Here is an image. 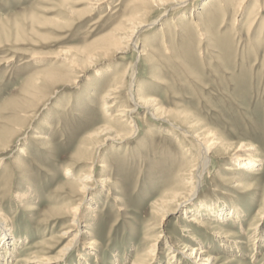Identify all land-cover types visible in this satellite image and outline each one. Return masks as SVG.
I'll list each match as a JSON object with an SVG mask.
<instances>
[{
    "label": "rangeland",
    "instance_id": "374dc122",
    "mask_svg": "<svg viewBox=\"0 0 264 264\" xmlns=\"http://www.w3.org/2000/svg\"><path fill=\"white\" fill-rule=\"evenodd\" d=\"M75 1L0 0V213L18 242L7 264L56 256L72 238L62 264H133L140 254L144 264H195L177 246L201 247L216 264H264V0L241 13L233 0L224 11L221 0L168 5L164 15L155 7L144 20H159L125 53L98 47L129 34L120 29L127 17H144L134 13L137 1L101 0L82 12L76 8L91 5ZM134 63L136 97L156 100L164 118L141 108L133 115L137 135L115 139L131 129L129 118H114L131 106L130 73L115 110L105 111L102 97L110 77ZM49 73L56 79L47 81ZM109 125L113 131L103 134ZM199 128L221 143L202 175L185 180L184 166L201 161ZM88 137L99 141L79 159ZM241 143L255 168L229 170L237 166L231 149ZM86 175L93 177L87 198L60 189ZM199 180L198 193L176 212L163 217L153 207L175 189L190 197ZM76 205L78 243V223L65 213ZM194 209L205 227L188 219ZM221 209L234 211L219 218ZM59 233L65 239L47 248Z\"/></svg>",
    "mask_w": 264,
    "mask_h": 264
},
{
    "label": "bare ground",
    "instance_id": "6f19581e",
    "mask_svg": "<svg viewBox=\"0 0 264 264\" xmlns=\"http://www.w3.org/2000/svg\"><path fill=\"white\" fill-rule=\"evenodd\" d=\"M136 1H137L136 2L137 4L133 8L134 13L135 12L139 13L138 15L142 14V15H144V17H139L140 19H138L136 17H127L126 19H124V21H122L120 23V25H121L120 29L128 31L129 34L122 36V37L117 36L116 38L111 36L110 38H108L109 41L105 42L104 44H102L98 47L99 51H104V50L110 51V50H112V51L117 52V53L118 52L125 53L127 50H129L131 45L133 48L136 49L137 45H138V39H139L140 35L142 34V32L144 31L143 29H145V27L154 25L159 20L158 18L157 19L155 18L156 20L152 19L153 21H151V22L144 20V19H146L148 14L150 17H152L150 15V13L155 7H159L162 11L160 15H162V14L164 15L168 12L167 11L168 8H166L168 5H172V7H171L172 9H176V8L178 9V8L183 7V6H186L189 0H136ZM212 1L208 0L207 3H211ZM221 1H223L222 11L228 10L231 8L230 7L231 5H229V0H221ZM100 2H101V0H77L74 2L73 5H75V7H79V6L86 5V4L91 5V6H88L87 8H76L78 12H82V11L88 10L90 8H96L95 6H98V4ZM233 2H234L233 4L235 5L234 7H236L235 8L236 12L241 13V11L244 9V7L247 6L251 2V0H233ZM259 2H260V0L256 1L255 7L260 6ZM70 6H72V5H70ZM262 7L264 8V5ZM251 17H252V15H251ZM254 20H256V19L254 18ZM252 25H253V23H252ZM98 50H96V51H98ZM11 60H12V58H11ZM129 73L132 76V81H131L130 87L128 89V95L131 99V106L128 105L129 107L125 106V108H123V109L121 108L120 112L114 115V118L115 117H116V119H121L123 117L125 119H126V117L129 118L130 119L129 127H131V129L129 131H127L125 134H122V135L120 134V136L116 137L115 139H123V138L124 139L125 138L130 139V138H133L135 135H137V133L139 132V126L137 125L136 119L133 115L136 114L141 108L146 109V111H145L146 115L145 116L149 115L152 118H154L155 120H161L164 118V116H163L164 114H162L160 112L162 107H158L156 100L148 99V98L144 99L143 97H138V98L136 97L135 92H134L135 91V83H136L135 82V76H136L135 75V73H136V64L135 63L126 67V68H121L119 71L115 72L112 77H110L111 82H112L111 88L109 87L110 89L102 97V99L104 100L103 108L105 109V111L108 112L112 107L117 105V102H118L117 100L119 98V95L121 94V90H119V88L121 87V85L124 82L125 77ZM49 74L53 75L52 73H49ZM51 75L47 76V81H49V80L51 81L54 78L56 79L57 75H53V76H51ZM45 79H46V77H45ZM130 79H131V77H130ZM57 80H59V79L57 78ZM121 88H123V87H121ZM124 88H125V86H124ZM122 90H124V89H122ZM113 109L114 108H112V110ZM110 121H112V120H110ZM123 121H124V119H123ZM111 123H113V122H111ZM196 126H198V125L197 124L191 125V127L194 129L197 128ZM129 127H127V128H129ZM200 130H202V128L196 129L194 131V133H195L194 136L200 138V139H198V141H200V144L202 147V155H201V159H200L201 161L199 164L194 163L192 165L189 164L190 166L189 165L184 166V170L182 169V177L185 180L195 179V178L200 177L202 175V171H204L205 167L209 163V153H211V151H213V149H216L218 144L221 143L220 137L215 136L211 132V130H206V129H204L202 131H200ZM111 131H113V128L111 127V125H109L108 127H106L103 130V134L111 132ZM208 135H211V136L209 138H207L206 136H208ZM39 138L43 139L42 135H40ZM110 138L111 137H106L107 140ZM97 141H99L97 138H91L90 139L88 137V138H86V140L84 139V141H82L80 143L81 145H79V147L76 149L75 156L79 159L84 157L85 154L89 151L90 146ZM100 143H102V142H100ZM95 145L98 147L99 143H96ZM7 146H8V144H7ZM247 147H248L247 144L241 143L240 145L235 146L231 149V151L233 152V156L235 158V163L237 166L234 169L230 168L229 170L238 171L239 169L242 170L243 168H248V169L255 168V164H254L255 161L249 156L248 150H250V149ZM94 148H96V147H94ZM231 151L229 150V152H231ZM87 157H86V159H88ZM83 159L85 160V158H83ZM77 162H79V161H77ZM69 169H70V167L67 169L65 174L70 173ZM254 174H259V173L254 172ZM90 176L91 175H86L85 177L80 176V177H78V182L61 183L62 186L60 185V187H61L60 189H62L64 187H68L71 189V191H73L72 192L73 195L74 194L76 195V193H80V194L83 193L87 198V195L89 193L88 190L90 189L88 183H89V180H91L93 178ZM76 179H77V177H76ZM239 181L240 180L238 178V185L237 186H239L241 184L243 186H245L243 182H241V181L239 182ZM185 184H187V183H185ZM194 188H195V191H194L195 193L191 194V196L186 198V199L184 198V195L186 194V189L183 190L184 187L180 190L175 189V190H173L167 194L168 199L166 198L165 200L164 199L163 200L162 199L157 200L156 202H154L153 207L163 217H165L167 214H170L172 212H176L175 210L178 207L181 208V206H183V204L187 200L191 199L192 197H194V195L196 193H198V190L200 188V180L198 181V184ZM76 196H78V195H76ZM80 199H81V197H80ZM167 205H169V206H167ZM172 205H174V207H175L174 210H172V208H171ZM79 206L80 205H76V206H72V207L70 206L66 209V212H65V213H69V215L72 214L73 220L78 223V224H76L78 227V234L76 236L77 237V240H76L77 243L81 240V238H80L81 234L84 233L81 230V228L79 229V226H81L80 224H81V219H82V216H81L82 212H81V208ZM207 207L209 208V206H207ZM211 208L212 207H210L209 209H211ZM233 211H234L233 209H230V210L221 209L220 212H217V213L220 216L219 218H221L222 216L233 213ZM192 212L194 214L192 216L188 217L190 222L191 221L194 222L193 224L198 226V227H205L206 223L203 220H201L200 216L195 215V213L199 212V210L194 209V210H192ZM214 212H216V211H214ZM4 215L5 214H3L2 212L0 213V264H7V261H10L11 256L13 254V250H14L15 246L18 244L17 239L12 237V234L10 232V228L8 226V220H7V218H5ZM199 215H200V213H199ZM184 231H189V228L186 226ZM255 235L257 236V238H259L258 237L259 235L257 233ZM63 238L65 239V236L62 233H59L58 236L51 235V237L48 239V241H45V244L47 245V248H49L51 250H55L56 245H52V244L59 241V239L62 240ZM72 239H70V241H72ZM69 242L67 244H65L64 247H62L60 249L58 248L59 250H58V253L56 256H41L39 254H34L33 256H29L28 258H26L24 260L19 259V261L16 262V264H19L22 262H24L23 264H50L53 262H59V264H62V262L65 260V258H64L66 255L65 251L68 249L69 246H71V244ZM59 243H60V241H59ZM164 244L167 245L169 243L166 240V241H164ZM53 246H55V247H53ZM186 248H187V246H185L184 249L181 250V248L177 246V248H174V250L178 251V252L180 251L184 256L192 259V261L195 264H216L215 263L216 259L214 257H211V255H206L207 253L205 254L204 249L202 250L201 247L198 248L197 246H195V248H188V249H186ZM175 251H172L170 254L172 258L177 257V254ZM150 254H152L151 250H150ZM142 256L143 255H141V254L138 255L136 257L137 260L133 264H144L146 260H143L141 258ZM178 260H179V262H181V259H178ZM179 262L172 263V264H178Z\"/></svg>",
    "mask_w": 264,
    "mask_h": 264
}]
</instances>
